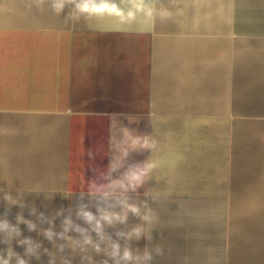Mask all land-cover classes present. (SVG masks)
Listing matches in <instances>:
<instances>
[{"label": "crops", "instance_id": "crops-1", "mask_svg": "<svg viewBox=\"0 0 264 264\" xmlns=\"http://www.w3.org/2000/svg\"><path fill=\"white\" fill-rule=\"evenodd\" d=\"M113 2L0 0V256L264 264V0Z\"/></svg>", "mask_w": 264, "mask_h": 264}, {"label": "clouds", "instance_id": "clouds-1", "mask_svg": "<svg viewBox=\"0 0 264 264\" xmlns=\"http://www.w3.org/2000/svg\"><path fill=\"white\" fill-rule=\"evenodd\" d=\"M103 2L105 4H107L108 7H112L116 10L122 11V7L121 4L113 2V0H103ZM128 2L131 5V8L134 6V3L136 2V0H128ZM138 2L141 4V8L139 10H143L144 9V5H145V0H138ZM66 3H72L74 4L75 8L82 12V13H86L87 9L89 7L92 6V4L90 3V0H56V3L54 4V8H59V10H62L65 7ZM97 6H99V0H96ZM127 131V130H126ZM132 145L135 147H139V148H143V149H151L154 147V144L150 141V138L148 136H136L132 139ZM155 164L145 161L143 163V165H139L136 167V170L131 172L128 176L127 179L130 183L131 186L136 187V186H140L144 183V181L147 179L150 171L155 168ZM130 211L133 213H138L139 209L135 206H130ZM84 218L87 221H92L94 219L93 215L91 213L85 212L84 214ZM116 219H120L119 216L115 217ZM102 219L104 221H106L107 223L111 224L112 223V216L110 215H104L102 216ZM145 219H147V217H145ZM97 229L100 228V222L97 221V225H96ZM48 238H51V233H46ZM139 232H137V237H139ZM98 250V249H97ZM119 254V245H113V256H116ZM145 260H150L151 256L149 254H145ZM123 260L125 261H131L133 259L132 253L129 249H125L124 253H123ZM0 264H9L8 259L3 258V256H0ZM19 264H25V261L23 259L19 260Z\"/></svg>", "mask_w": 264, "mask_h": 264}]
</instances>
